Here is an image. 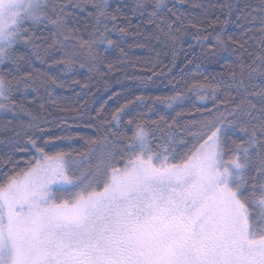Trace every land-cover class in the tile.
Masks as SVG:
<instances>
[{
	"label": "snow or ice",
	"instance_id": "6c2138e0",
	"mask_svg": "<svg viewBox=\"0 0 264 264\" xmlns=\"http://www.w3.org/2000/svg\"><path fill=\"white\" fill-rule=\"evenodd\" d=\"M189 37L218 71L74 127L57 89L147 88ZM0 149V264H264V0H0Z\"/></svg>",
	"mask_w": 264,
	"mask_h": 264
},
{
	"label": "trees",
	"instance_id": "16d2710c",
	"mask_svg": "<svg viewBox=\"0 0 264 264\" xmlns=\"http://www.w3.org/2000/svg\"><path fill=\"white\" fill-rule=\"evenodd\" d=\"M111 3L115 4L117 0H110ZM129 3L132 2V0H128ZM204 3H213V4H219L222 3L223 0H203ZM210 11H215L216 15H220L219 9L212 10ZM223 19V17H221ZM134 23H139L138 19H133ZM229 30H234V25L230 24ZM190 43H194V41L191 40V38H187V42L184 43L183 48L179 50V55L177 56L175 60V66H173L170 61H171V54L164 55L162 54L160 56V60L162 61V66L163 65H168L169 68H171V72H168L167 69H164L166 75L155 78V83L151 84L147 88H139L137 87L138 81L135 80H123V88L119 84H112L111 87H109L107 90L104 89V86L102 82L99 79H96L91 82L90 85V93H94V95L90 94L87 92V90L84 93H81L80 96L75 95V93H80L81 89L77 86H73L72 89L69 90H62V89H57V95H62L65 98H68L74 102L77 103H83L85 100L88 101V106L87 110L89 111V116H84L81 119H78L74 127H77V130L85 136H91L94 134V129L93 128H87L84 125L89 122L90 117L95 116V112L97 109H99L102 105L104 106L106 112L108 110L114 109L115 107L118 106L119 103L124 102V97L127 96L128 90L132 89L134 90L135 94H140L143 92L145 95L148 96H157V95H168L170 94L173 89L172 86L168 83L170 79H172L173 76H175L177 79L180 78L182 74H187L191 75L192 73L196 72H202L205 75L213 73L214 71H218L219 68L215 64H210L208 63L201 55H200V48L197 46L195 49H189L188 45ZM135 57H145L147 55L146 51L143 49H134L133 52L131 53ZM117 54H113V59H115V56ZM192 59L194 62L192 64H187V60ZM187 64V67L185 65ZM37 67H41L39 64H37ZM184 70L182 73L181 70ZM128 75L133 74V69L128 68L126 69ZM137 75H143L144 73L141 72L140 70H136ZM118 76H123V73H117ZM71 78H76V79H81L84 80L86 77L84 76H75V77H70ZM99 89V91H97ZM113 91L116 92H121V97L119 100L116 98L109 99L110 96H112ZM106 102V103H105ZM186 108L191 107L190 102H185ZM179 110V109H177ZM127 117H125V120ZM69 123H73L72 121H69ZM58 131V130H57ZM73 148L75 149H81L83 148V142L79 143H74L72 145ZM0 151H6V149H0ZM19 158V155L17 156Z\"/></svg>",
	"mask_w": 264,
	"mask_h": 264
}]
</instances>
